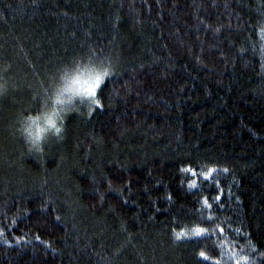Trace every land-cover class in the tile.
I'll return each instance as SVG.
<instances>
[{
  "label": "trees",
  "instance_id": "obj_1",
  "mask_svg": "<svg viewBox=\"0 0 264 264\" xmlns=\"http://www.w3.org/2000/svg\"><path fill=\"white\" fill-rule=\"evenodd\" d=\"M85 57L98 104L30 152ZM0 264H264V0H0Z\"/></svg>",
  "mask_w": 264,
  "mask_h": 264
},
{
  "label": "clouds",
  "instance_id": "obj_2",
  "mask_svg": "<svg viewBox=\"0 0 264 264\" xmlns=\"http://www.w3.org/2000/svg\"><path fill=\"white\" fill-rule=\"evenodd\" d=\"M112 72L104 63H93L88 57L77 59L62 68L53 85L48 104L40 114L21 117L20 132L30 152L41 154L49 135L60 138L64 120L76 105L94 104L102 86Z\"/></svg>",
  "mask_w": 264,
  "mask_h": 264
},
{
  "label": "snow or ice",
  "instance_id": "obj_3",
  "mask_svg": "<svg viewBox=\"0 0 264 264\" xmlns=\"http://www.w3.org/2000/svg\"><path fill=\"white\" fill-rule=\"evenodd\" d=\"M96 102L98 104V101H96ZM187 171H189L194 177L197 176L196 171L194 169L188 168ZM212 171H214V170H210V172L208 174L204 175L203 177H197V179H194V180L190 181V187L196 188L198 186V179H200V178H202L205 182H207L208 180L212 179ZM224 171L227 172L228 170L224 169ZM215 199L216 200H220L221 197L218 195V196L215 197ZM204 204L207 207H209V208L212 207V205L210 204V202L208 201L207 198L204 199ZM204 231H205V229H203V228H196L195 229V234L196 235H200ZM220 231L222 232L223 229H221ZM183 235H184L183 232L177 233L176 238L180 239ZM199 256L201 258L208 259V257L206 256V254L204 252H200Z\"/></svg>",
  "mask_w": 264,
  "mask_h": 264
}]
</instances>
